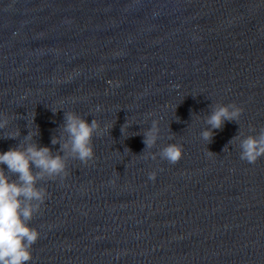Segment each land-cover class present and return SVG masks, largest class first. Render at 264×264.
<instances>
[{
  "label": "water",
  "instance_id": "obj_1",
  "mask_svg": "<svg viewBox=\"0 0 264 264\" xmlns=\"http://www.w3.org/2000/svg\"><path fill=\"white\" fill-rule=\"evenodd\" d=\"M231 103L239 124L207 144L210 106ZM64 111L108 131L43 183L30 264H264V158L229 144L264 128V0H0V152L36 127L58 151Z\"/></svg>",
  "mask_w": 264,
  "mask_h": 264
},
{
  "label": "clouds",
  "instance_id": "obj_2",
  "mask_svg": "<svg viewBox=\"0 0 264 264\" xmlns=\"http://www.w3.org/2000/svg\"><path fill=\"white\" fill-rule=\"evenodd\" d=\"M210 109L205 119L208 127L201 133V138L207 144L212 143L216 131L222 130L226 122L239 124L244 111L235 103L213 104ZM96 110L100 111L99 107ZM176 120L179 122L178 117ZM9 123V118L0 114V130L6 129ZM127 124L128 119L121 129L122 133ZM105 131H108V126L101 128L96 119L89 123L74 111H64L61 134L51 138L53 146H60L56 152L51 147L37 143L36 137L40 135L38 127L35 132L30 130L22 140L19 131L15 135L3 134L4 139H18L20 142L8 151L0 152V264H30L33 246L41 238V233L32 226V221L40 213L47 197L43 183L63 179L67 175L69 160H79L84 164L92 160L93 140ZM139 135L144 137L146 148L141 154L144 155L160 139L158 122L154 120L151 127ZM234 141H239V158L242 161L255 164L264 158V128L247 136L240 131L229 144ZM182 154L183 147L178 144H168L158 153L160 159L170 164L179 162ZM152 158L155 159V155ZM155 177V172L148 176L150 180H155Z\"/></svg>",
  "mask_w": 264,
  "mask_h": 264
}]
</instances>
